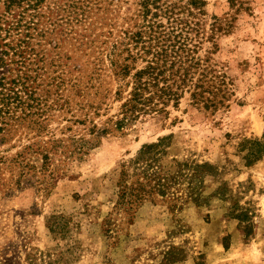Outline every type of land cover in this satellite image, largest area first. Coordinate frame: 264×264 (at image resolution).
<instances>
[{"label":"rangeland","instance_id":"1","mask_svg":"<svg viewBox=\"0 0 264 264\" xmlns=\"http://www.w3.org/2000/svg\"><path fill=\"white\" fill-rule=\"evenodd\" d=\"M140 1L41 0L35 12L41 31L30 46L43 55L50 76L76 61L106 68L105 103L89 113L98 128L120 104L107 54L141 22ZM205 1L207 32L213 17L230 24L200 49L226 76L223 104L206 110L185 95L167 113L99 136L81 158L56 153L53 166L65 175L46 191L24 180L15 184L16 153L35 141L89 138L90 123L72 122L83 118L76 110L74 117L51 110L41 137L26 128L0 131V264H264V155L248 166L241 149L264 132V0ZM161 138L168 144L161 163L205 162L215 174L204 176L198 193L181 183L166 198L123 209L116 204L120 163ZM52 216L64 225L55 234L48 228Z\"/></svg>","mask_w":264,"mask_h":264},{"label":"trees","instance_id":"2","mask_svg":"<svg viewBox=\"0 0 264 264\" xmlns=\"http://www.w3.org/2000/svg\"><path fill=\"white\" fill-rule=\"evenodd\" d=\"M40 2L0 0V131L26 128L41 137L46 121L53 115L51 110L70 112L71 117L76 110L83 118L71 121L90 123L86 131L89 138L72 135L29 144L13 158L15 184L24 180L46 191L65 175L53 166L56 153L64 158H81L89 145L98 143L99 136L122 131L143 116L167 113L168 106L177 108L185 95L190 104L206 110L227 99L226 76L214 68L209 56H200V49L218 33L228 32L230 24L223 26L213 17L207 32L205 0H141V22L127 30L121 41L114 42L107 54L109 74L117 84L113 99L120 104L115 116L98 128L89 113L105 103L106 68L95 61L90 67L76 61L67 70H52L57 75L50 76L43 55L38 58V52L30 46L34 31L35 37L41 31L34 21ZM26 17L31 20L25 21ZM20 28L18 36L13 37V30ZM162 141L142 145L133 158L120 163L115 182L118 206L131 210L145 199L166 198L174 194L172 190H179L181 183L187 184L185 189L191 194L198 193L204 176L215 174L214 167L205 162L161 163L168 146ZM47 142H51L49 146ZM241 149L246 150V165L259 160L264 155V132L260 138L244 140ZM62 222L52 216L49 230L55 234L64 228Z\"/></svg>","mask_w":264,"mask_h":264}]
</instances>
